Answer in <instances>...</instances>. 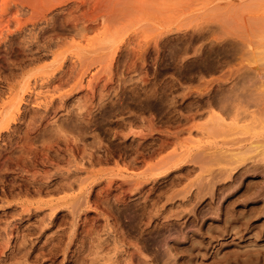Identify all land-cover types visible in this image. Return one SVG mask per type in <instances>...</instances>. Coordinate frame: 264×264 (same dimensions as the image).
<instances>
[{"label": "rangeland", "instance_id": "374dc122", "mask_svg": "<svg viewBox=\"0 0 264 264\" xmlns=\"http://www.w3.org/2000/svg\"><path fill=\"white\" fill-rule=\"evenodd\" d=\"M0 120V264H264V0H0Z\"/></svg>", "mask_w": 264, "mask_h": 264}, {"label": "bare ground", "instance_id": "6f19581e", "mask_svg": "<svg viewBox=\"0 0 264 264\" xmlns=\"http://www.w3.org/2000/svg\"><path fill=\"white\" fill-rule=\"evenodd\" d=\"M1 110H2V109H1ZM0 121H1V120H0ZM5 129H6V128H5ZM262 159L264 160V155H263V158H262ZM263 186H264V185H263ZM263 186H262V187H263ZM262 187L260 186L261 191H259V192H262V191H263L264 187H263V188H262ZM260 188H259V190H260ZM256 191H258V190H256ZM256 191H255V192H256ZM255 192H254V193H255ZM255 194H257V193H255ZM255 194H254V195H255ZM258 194H259V193H258ZM254 195H252V196L254 197ZM238 202H239V201H238ZM233 203H235V202H233ZM235 204H236V203H235ZM263 204H264V202L262 203V205H263ZM231 206H232V205H231ZM233 206H234V205H233ZM260 206H261V205H260ZM229 210H230V209H229ZM251 210H252V209H251ZM259 210H261V209L259 208ZM259 210H258V211H259ZM262 211H263V209H262ZM259 212L261 213V211H259ZM259 212H258V213H259ZM254 213H255V212H254ZM254 213H253V214H254ZM262 213H263V212H262ZM232 214H233V213H232ZM241 214H242V212H241ZM253 214H252V216H253ZM239 215H240V214H239ZM245 215H246V214H244L243 216H245ZM248 215H251V213H249ZM260 215H261V214H260ZM240 216H241V215H240ZM232 217H233V216H232ZM237 217H238V216H237ZM237 217H236V219H237ZM247 217L250 218L251 216H250V217L247 216ZM245 218H246V217H245ZM252 218H254V217H252ZM236 219H235V220H236ZM243 219H244V218H243ZM244 220H245V219H244ZM250 220H251V219H250ZM250 220H249V222H250ZM236 221H237V220H236ZM245 221H248V220H245ZM249 222H248V224H249ZM244 223H246V222H244ZM248 226H249V225H248ZM263 226H264V225H263ZM263 229H264V228H263ZM261 248H263V247H261ZM257 249H258V248H257ZM263 249H264V248H263ZM258 250H259V249H258ZM248 251H249V250H248ZM248 251H247V252H248ZM259 251H260V250H259ZM259 251H258V252H259ZM254 252H257V250H256V251L254 250ZM254 252H253V254H252V253H251V254H252V255H256V257H257V256H258V257L260 256V255H259L260 252H259V253L257 252V254H254ZM263 252H264V251H263ZM261 253H262V252H261ZM238 254H239V253H238ZM240 254H241V253H240ZM244 254H245V252H244ZM248 254H249V253H247V256H248ZM263 254H264V253H263ZM261 257H262V254H261ZM244 259H245V258H244ZM250 259H251L252 261H254V262L256 261V260H253V259H255L254 256H253L252 258L250 257ZM258 259H259V258H258ZM258 259H257V261H260V260H258ZM228 260H229V259H228ZM251 260H250V262H251ZM229 261H230V260H229ZM247 261H248V260H247ZM241 263H242V262H241ZM257 263H258V262H257ZM257 263H256V264H257ZM262 263H263V262H262ZM225 264H226V263H225ZM244 264H245V263H244ZM247 264H248V263H247Z\"/></svg>", "mask_w": 264, "mask_h": 264}]
</instances>
